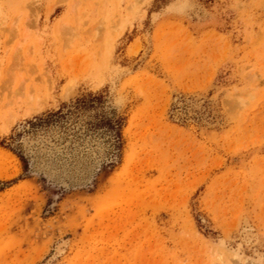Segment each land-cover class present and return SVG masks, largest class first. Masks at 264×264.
Returning a JSON list of instances; mask_svg holds the SVG:
<instances>
[{
    "label": "rangeland",
    "instance_id": "1",
    "mask_svg": "<svg viewBox=\"0 0 264 264\" xmlns=\"http://www.w3.org/2000/svg\"><path fill=\"white\" fill-rule=\"evenodd\" d=\"M0 264H264V0H0Z\"/></svg>",
    "mask_w": 264,
    "mask_h": 264
},
{
    "label": "bare ground",
    "instance_id": "2",
    "mask_svg": "<svg viewBox=\"0 0 264 264\" xmlns=\"http://www.w3.org/2000/svg\"><path fill=\"white\" fill-rule=\"evenodd\" d=\"M41 135V134H40ZM49 137V136H48ZM29 139H24L25 149L28 151L31 150V146L36 142L41 145L38 148L39 154L45 157L47 156L48 161L41 159L34 166L36 171L43 173L46 181L45 184L49 187H55L54 182H60L63 186H66V180L70 179V182L77 183V185H86L91 182V178L95 173L97 167L99 166V159H97V153H101L103 151L102 146L96 145L95 148H91L89 145L87 149H78L72 151V153L67 152L66 150H61L56 144L51 143L50 139L45 136H36V137H28ZM35 139V142L33 141ZM52 139V138H51ZM85 144H88L85 143ZM93 146V145H91ZM72 147V146H71ZM65 148V147H64ZM69 148V147H67ZM71 149V148H70ZM61 155L66 157L65 160L59 162L56 160L50 159L53 154ZM73 157V163L71 165L68 159ZM32 165H33V161ZM30 162V164H31ZM90 187V186H89ZM62 188V187H61ZM245 233V232H244ZM247 233V231H246ZM245 237V236H244ZM66 241H61L56 246V252L59 254L63 251V247L65 246ZM235 255V254H234ZM236 256V255H235ZM238 257V256H237Z\"/></svg>",
    "mask_w": 264,
    "mask_h": 264
},
{
    "label": "trees",
    "instance_id": "3",
    "mask_svg": "<svg viewBox=\"0 0 264 264\" xmlns=\"http://www.w3.org/2000/svg\"><path fill=\"white\" fill-rule=\"evenodd\" d=\"M12 182H14V181H12Z\"/></svg>",
    "mask_w": 264,
    "mask_h": 264
}]
</instances>
